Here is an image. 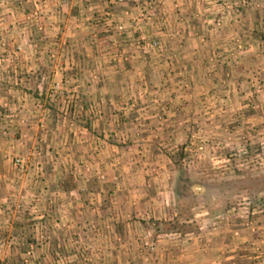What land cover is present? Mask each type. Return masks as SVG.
<instances>
[{"label": "crops", "instance_id": "crops-1", "mask_svg": "<svg viewBox=\"0 0 264 264\" xmlns=\"http://www.w3.org/2000/svg\"><path fill=\"white\" fill-rule=\"evenodd\" d=\"M149 2L166 14L162 33L133 19ZM27 3L23 19L30 25L11 27L9 37L1 36L8 26L0 25V50L20 43L29 51L9 93L17 103L0 120V130L8 132L0 137L6 144L0 143V264H23L28 255L31 264H140L149 224L175 218L172 191L162 179L172 162L167 147L187 143L196 129L207 141L219 134L224 142L237 137L228 132L237 122L264 130V92L256 90L264 78V6L224 14L229 28L207 39L205 28L218 12L207 0ZM20 13L16 8L12 19ZM155 37L161 47L148 50L146 39ZM237 43L243 51L236 58L230 51ZM55 95L53 102L49 97ZM250 103L257 114L245 116ZM215 113L219 120L213 124ZM25 133L34 144L42 137L51 151L24 176L9 167L5 148ZM54 153L62 165L80 162L73 173L79 181L72 178L70 187L69 170L50 167ZM115 162L138 181L94 183L96 169L111 177L108 166ZM12 204L9 220L3 211ZM256 231L262 256L256 260L264 261V212ZM218 236L177 243L160 238L156 259L242 264L248 253L257 255L243 249L244 231L240 238Z\"/></svg>", "mask_w": 264, "mask_h": 264}, {"label": "rangeland", "instance_id": "rangeland-1", "mask_svg": "<svg viewBox=\"0 0 264 264\" xmlns=\"http://www.w3.org/2000/svg\"><path fill=\"white\" fill-rule=\"evenodd\" d=\"M202 1L204 0H201V2ZM207 1L212 2L211 0ZM154 3L155 2H149L147 11L151 6L155 5ZM215 5L218 6V12L214 19L217 18L222 20L223 25L221 28H216L213 25L205 28L207 39L214 35H219L224 32L225 28H229L225 23L224 14L230 11L235 13L241 12L253 6L257 9H261L264 6V0H223L221 4ZM16 8L20 9V16L19 18L12 19V13ZM28 11L29 7L27 0H0V25L8 26L2 31L3 34H1V36L9 37L10 28L13 26L30 25L27 24L29 20H25L26 18L23 19V17L28 14ZM142 13H145V11L140 12V14ZM154 14L156 16V13ZM165 15L164 17L167 18ZM134 18H137L135 21L139 23V17L134 16L133 19ZM159 19L163 25L169 23L162 22V18ZM143 21L144 16H142V22ZM211 23H213V21ZM150 24L151 23H148V25ZM154 26L157 28L156 25ZM162 26L157 28V33H162ZM202 39L204 42L207 41L205 37H202ZM146 41L147 46L154 41H158L161 47V42L157 37L146 39ZM237 44H234L232 51H230L232 52L230 54L234 55L236 58L237 55H240L243 51V46ZM13 46L14 47L8 49L5 43L1 46L0 50V120L4 116L9 115V113H6V110H9L13 102L17 103V98L12 97L9 93L11 92L10 89L12 85L15 84L14 79L17 77L19 71L20 59L22 56L27 57L29 52L27 51L26 53L24 47L20 43L14 44ZM18 48L21 50L18 51ZM148 50L157 49L148 46ZM24 53H26V55H24ZM259 77L261 78L262 74ZM256 90L258 93L264 92L263 77L259 80ZM57 97L58 96L55 95L49 97V99L56 102ZM41 104H43V102ZM246 109L247 112L245 116L257 114L255 113L256 109L254 105L251 103ZM212 118L213 124L218 123V113L213 114ZM244 122L245 124L237 122L234 124L235 126H232L228 130L229 135L235 134L237 137H235V139L232 137L227 138V142L218 140L221 137L219 134L217 138L207 141L205 133L203 134L202 130L196 129L192 131V137L190 136L191 139H188V141H186L187 143H180L167 147L166 151L170 154L169 156L172 162L168 167V169H170L166 177L162 178L165 181L164 185L172 191L177 176L175 164H177L176 162L178 160H181L188 177L192 180L191 189L188 191L191 196L189 199L182 201V211L181 209L180 211L176 209L172 203L170 212H174L175 214L173 220L163 221L157 225L154 223L149 224L147 227V229H149V235L143 238L140 245L145 252V254H142L143 257L140 264H162V262L159 263L158 258L156 259V254L158 253V249L162 247L160 238L163 237L165 239L170 238V240L174 239L176 243L178 241L185 242L195 237H199L203 240L204 238H213L216 235L221 236L223 234H233V239L240 238L243 231L246 234L245 242L243 243L245 246L243 249H251L253 252H256L257 255L254 256V258H249L251 252L248 253L246 255L248 258L245 257V262L242 264H252L256 261L263 264V260H256L259 258L261 259L262 256L260 255L261 249H258L255 245V241L258 239L256 223L264 211L251 208L250 203L254 200L253 197H264V130L261 129L260 126L254 127V124H251L253 122ZM22 126L24 127L25 125ZM18 133L20 134V131ZM7 134L8 132L6 129L0 130V137L2 136L3 139L6 138ZM203 135H205V138H203ZM38 139L39 141L34 144L28 139L27 133H25L16 139V143L7 146L5 149H9L8 155H6L9 159V167L13 168L21 175H27V171L35 167L36 163H38L37 161H40L39 159H41L43 153L48 154L51 151L47 144L41 141L43 140L42 137ZM0 143L1 147L4 148L6 144ZM18 150H20V152H18ZM49 159H53L56 164L52 166L53 161H51V168H66L69 170L68 178L70 181L72 178L73 180L76 178V180L79 181V177H76V174L73 175L75 169L81 166L78 160L76 162H71V164L69 162L70 167L68 164L66 165L64 163L66 167H63L64 164L62 165V163L55 161L57 159L55 153L51 155ZM17 160L23 161L26 170L24 173L20 172L18 169L19 167L16 165ZM115 164V167L114 164H109L108 166L114 170L111 177L99 171L102 168L101 166L98 167L99 170L96 169V173H98L97 175L95 174V178H93L94 183L97 185L112 186L117 182L125 186L129 183L135 184L134 182L138 181L135 175L125 176L127 175L126 173L122 174L124 168L120 167V164L117 167V162H115ZM129 164L131 163L129 162ZM132 164L135 165V162L133 161ZM121 166L130 167L124 162H121ZM140 168L141 167L138 165L135 169L139 171ZM75 184L76 183H74V185ZM15 210L12 204V208L3 211V216L11 220ZM18 212L20 213L21 210ZM178 219L179 221H176ZM241 230L243 231L241 232ZM146 241L154 246V250H150L144 245ZM172 246L174 248L175 245ZM234 256L235 255H233L228 262L234 261L236 259ZM184 259L185 257L181 259H178V257L175 258V260H181L182 262ZM22 262L23 264H31V256H26Z\"/></svg>", "mask_w": 264, "mask_h": 264}, {"label": "trees", "instance_id": "trees-1", "mask_svg": "<svg viewBox=\"0 0 264 264\" xmlns=\"http://www.w3.org/2000/svg\"><path fill=\"white\" fill-rule=\"evenodd\" d=\"M176 179H175V184L174 187L172 189V203L173 206L178 209L180 211H182L183 208V204L182 201L189 199L190 198V194H189V190L191 189L192 186V180L188 177L186 170L184 168V165L182 164L181 160H178L176 162ZM65 183L67 186L70 187V179L67 177L65 180ZM253 201H251L250 206L253 209H259V210H263L264 211V197L261 198H257L253 197ZM174 208V209H175ZM180 215V214H179ZM176 221H179L176 220Z\"/></svg>", "mask_w": 264, "mask_h": 264}, {"label": "built area", "instance_id": "built-area-1", "mask_svg": "<svg viewBox=\"0 0 264 264\" xmlns=\"http://www.w3.org/2000/svg\"><path fill=\"white\" fill-rule=\"evenodd\" d=\"M212 1V3H214V4H221L222 2H223V0H211ZM68 2V0H64V3H67ZM117 3L119 4V5H126V0H117ZM220 10V9H219ZM154 13H156V16H155V14ZM162 13H163V15H162ZM126 15H128V13L126 14ZM164 12H162V10L160 9V7H158L157 5H153V6H151L150 8H149V10L147 11V12H145V13H142L140 16H139V21H141V23H143L142 25H144V24H146V23H151L150 25H156L157 26V28L159 27H161L163 24L161 23V20L159 19V18H162V22H167V18H165L164 17ZM142 16H144V21L142 22ZM159 17V18H158ZM160 20V21H159ZM211 25H213L214 27H216V28H221L222 27V25H223V21L222 20H219V19H217V18H215L214 20H213V23H211ZM122 27H119V30L120 31H122V29H121ZM148 46L150 47V48H154V49H158V48H160V44H159V42L158 41H154V42H152V43H150V44H148ZM19 50H21L20 48H18V51ZM59 88V86H58V84H56L55 86H54V89H58ZM16 165H17V167H19L18 169L20 170V172H25L26 170H25V168H24V164H23V161L22 160H17L16 161ZM144 245L146 246V247H148V249H150V250H154V246L153 245H150L147 241L146 242H144ZM26 262H28V261H26Z\"/></svg>", "mask_w": 264, "mask_h": 264}]
</instances>
